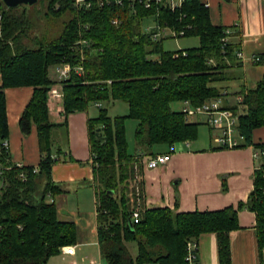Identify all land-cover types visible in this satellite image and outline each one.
I'll list each match as a JSON object with an SVG mask.
<instances>
[{
    "label": "trees",
    "instance_id": "trees-1",
    "mask_svg": "<svg viewBox=\"0 0 264 264\" xmlns=\"http://www.w3.org/2000/svg\"><path fill=\"white\" fill-rule=\"evenodd\" d=\"M12 10L0 0V163L11 167L0 186V264H46L62 248L77 245L76 224L59 220L55 203L45 202L48 195L63 193L50 174L52 166L60 161L57 155L62 154L54 131L65 129L66 123H52L47 105V93L54 84L49 70L59 63L84 69L82 76L72 73L62 83L66 116L84 112L95 103L121 101L128 106L127 118L137 122L135 153L129 155L125 117L111 119L101 107L98 117L88 120L96 244L102 260L107 264H184L186 242H198L201 235L213 233L219 264H230L229 234L238 228L237 211L242 209L255 214L259 251L264 249L263 156L256 160L253 190L247 202L237 208L177 213L144 205L143 156H153L154 146L171 147L197 137L199 123L189 122L172 106L183 101L198 106L221 97L226 90L215 84L226 79L225 70L237 59L238 47L229 42L230 36L223 46L227 27L213 26L204 4L184 0L180 8L171 11L163 5L146 9L123 0L122 6L77 13L71 0H48V17L58 20L67 15L69 19L48 41L29 34L31 24L25 12ZM149 17L154 18L156 27L173 32L174 38H198L199 46L164 51L163 38L153 41V31L142 29V21ZM113 19L119 20L118 26L112 25ZM86 25L88 29H83ZM80 38L88 42L81 62L77 45ZM19 87L33 89L19 119V130L28 136L32 126L36 129L40 152L37 174L32 172L33 167H16L1 145L8 140L5 89ZM241 95L244 107L239 108L237 130L251 143L253 130L264 127V79ZM55 147L56 158L52 155ZM253 148L264 151V144ZM23 172L26 179L20 180L18 175ZM37 179L43 182L39 200L33 197ZM133 212L139 214L136 224L131 219ZM129 243L136 246L135 257Z\"/></svg>",
    "mask_w": 264,
    "mask_h": 264
},
{
    "label": "crops",
    "instance_id": "crops-1",
    "mask_svg": "<svg viewBox=\"0 0 264 264\" xmlns=\"http://www.w3.org/2000/svg\"><path fill=\"white\" fill-rule=\"evenodd\" d=\"M199 2L207 6L213 26L230 28L229 42L236 45L243 55L242 60H234L225 70L226 79L215 84V87L226 90L229 94L224 105L240 111L234 97L255 88L264 79V0ZM256 56L260 59L257 64L251 61ZM50 75L49 73L50 79L54 80V76ZM32 92L31 87L5 89L9 153L14 165L37 167L40 162L35 127L32 126L28 136H23L19 130V119ZM47 105L52 123H66L67 144L65 149L61 147L62 154L57 155L60 161L52 166L50 174L51 181L60 186L63 193L51 198L47 196L45 202L51 203L52 200L58 219L74 222L78 231L77 245L62 248L46 264H60V261L78 264L77 248L97 243L95 204V223L90 230L79 228L72 213L67 212V207L68 198L84 190L91 191L95 203L91 186L92 159L88 128V120L93 118L89 117L88 109L66 116L60 101L48 102ZM178 105L181 106V103ZM217 134V131L211 129L208 134L198 130L194 141L176 143L171 147L160 145L153 156L169 154L170 160L157 169L146 168L144 159L148 156H143L141 175L145 185L144 205L147 209L168 208L177 213L215 212L228 207L234 209L247 202L248 195L253 190V172L257 165L253 146L264 144V127L253 130L251 143L236 134L238 145L232 150L216 145L214 139ZM56 153L55 147L52 152L54 158L57 157ZM237 223L238 228L229 234L230 264H261L255 214L247 209L239 210ZM96 245L99 253L98 244ZM197 260L199 264H219L215 234H203L199 237Z\"/></svg>",
    "mask_w": 264,
    "mask_h": 264
},
{
    "label": "built area",
    "instance_id": "built-area-1",
    "mask_svg": "<svg viewBox=\"0 0 264 264\" xmlns=\"http://www.w3.org/2000/svg\"><path fill=\"white\" fill-rule=\"evenodd\" d=\"M131 3H137L142 4L146 9H149L153 5H163L170 9L171 11H174L181 7V5L184 3V0H130ZM123 0H71V5L73 9L77 13L81 12H88L92 10L93 8H104L106 6L116 5V6H122ZM206 6V5H205ZM207 7V6H206ZM58 6L56 5V9ZM1 19V16H0ZM112 25L118 26L119 20L113 19L111 21ZM83 29H88L87 25L83 27ZM82 30V28H81ZM146 32H152L151 39L153 41H157L160 38H162V32L163 31H169L167 28H159V27H148ZM225 37L222 39L223 46H225L226 43H228V38L231 34V30L227 27L224 30ZM171 36H175L173 32H170ZM81 36V34H80ZM77 45H79V60L80 62L84 59L83 55V47L88 46V42L82 38L79 39L77 42ZM236 57L238 60L243 59V55L240 51L236 53ZM251 61L253 63H256L260 61V59L256 56L255 58H252ZM53 69V75H54V84L50 87L48 93H47V100L48 102L52 101H60L62 102L63 99V82L69 79L70 75L72 73L82 76L84 74V69L81 65H75L71 66L69 63H59L52 67ZM109 83V82H108ZM229 96L227 91H223L221 93V97L206 101L198 106H193L189 103V101H183L181 102V109L180 112L184 115L186 120H190L192 118H203L204 123L213 131H217L218 134L214 139V142L216 145L223 149H233L236 148L238 143L236 140V134H238V118L241 111H235L231 109L230 107H226L224 105L225 99H227ZM235 98V104L238 107V109H242L244 106L243 103V95H237ZM94 106L96 108H101V103H95ZM2 148H5L9 152V143L8 140H3L1 142ZM260 156L264 157V151H255L254 158L255 160L259 159ZM170 160L169 154H159L154 156H148L144 159V165L148 169H157L161 166H164L167 164ZM16 167L22 168L23 165L16 164ZM11 169L10 166H6L0 163V186L2 185L5 173L8 172ZM32 172L34 174H37L39 172V168L33 167ZM18 178L21 180L26 179V174L20 173L18 175ZM49 198L52 196L48 195ZM52 202V200H51ZM131 219L136 224L139 220V214L138 212H133ZM197 245L198 242L195 240H190L186 242V256H185V262L184 264H199L197 260ZM71 252V250H69ZM260 257H261V264H264V249L262 248L260 250ZM87 264H100V258L99 259H92Z\"/></svg>",
    "mask_w": 264,
    "mask_h": 264
},
{
    "label": "rangeland",
    "instance_id": "rangeland-1",
    "mask_svg": "<svg viewBox=\"0 0 264 264\" xmlns=\"http://www.w3.org/2000/svg\"><path fill=\"white\" fill-rule=\"evenodd\" d=\"M48 0H38L35 5L32 6H19L15 7L12 10V13H21L25 12L27 19L31 24V29L29 34L37 35L38 38L45 40H50L55 38L58 33L61 32L64 22L68 19L67 15H63L60 18L54 19L53 17H48L46 14V6ZM155 21L153 17L146 18L142 21V29L147 30L148 27H154ZM33 33V34H32ZM162 49L168 52H174L178 50H185L190 48H196L199 46V40L196 37L188 38H174L171 36L169 31L162 32ZM26 42V40H24ZM50 76L53 75V69L50 68ZM102 107L106 110V114L109 118L114 119L116 117H125L124 121V130L125 138L127 143V153H135V130L137 122L132 118H127L129 114L128 106L124 102L114 101L110 103H103ZM174 110L180 111L181 106L174 104L172 106ZM89 117L94 118L99 115V108H96L93 105H90L88 108ZM203 119V118H202ZM192 118L190 122L199 123L198 130L208 134L209 127L204 123V119ZM200 120V121H199ZM215 136V135H214ZM217 136V135H216ZM54 141L57 145L61 146L62 149H65L67 144V135L64 128H57L54 131ZM160 148L159 146H154L152 152H156ZM42 181L37 179L35 180V190L33 197L35 200H39L42 196ZM138 196V190L136 191ZM140 203V202H139ZM139 203L137 206H140ZM67 212L72 213V218L77 220L79 228H85L90 230L95 223L94 215V201L92 199V193L90 190H84L77 195H72L68 198V207ZM76 214V215H75ZM89 242V241H87ZM92 242V241H90ZM86 245V244H85ZM128 249L132 256L136 253V246L134 243H129ZM100 255L98 253L97 245L94 242L84 246H79L77 248L76 261L78 264H87L92 259H99ZM135 257V256H134ZM60 264H69L67 261H60ZM100 264H107L104 260L100 258Z\"/></svg>",
    "mask_w": 264,
    "mask_h": 264
},
{
    "label": "water",
    "instance_id": "water-1",
    "mask_svg": "<svg viewBox=\"0 0 264 264\" xmlns=\"http://www.w3.org/2000/svg\"><path fill=\"white\" fill-rule=\"evenodd\" d=\"M3 4L9 9H15L19 6H32L37 3L38 0H1Z\"/></svg>",
    "mask_w": 264,
    "mask_h": 264
}]
</instances>
